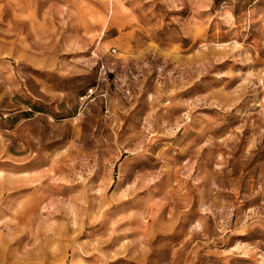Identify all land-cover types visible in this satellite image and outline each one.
Segmentation results:
<instances>
[{"label": "rangeland", "instance_id": "obj_1", "mask_svg": "<svg viewBox=\"0 0 264 264\" xmlns=\"http://www.w3.org/2000/svg\"><path fill=\"white\" fill-rule=\"evenodd\" d=\"M0 264H264V0H0Z\"/></svg>", "mask_w": 264, "mask_h": 264}]
</instances>
